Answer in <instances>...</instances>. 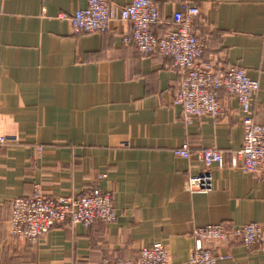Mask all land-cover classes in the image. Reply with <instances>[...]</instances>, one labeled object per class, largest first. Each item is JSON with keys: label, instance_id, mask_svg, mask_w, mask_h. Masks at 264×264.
Returning a JSON list of instances; mask_svg holds the SVG:
<instances>
[{"label": "crops", "instance_id": "0c3cea01", "mask_svg": "<svg viewBox=\"0 0 264 264\" xmlns=\"http://www.w3.org/2000/svg\"><path fill=\"white\" fill-rule=\"evenodd\" d=\"M123 7L130 0H108ZM159 36L174 27L185 0H152ZM200 8L193 32L207 42L204 62L238 66L259 82L253 111L264 124V0H190ZM87 0H0V264H98L138 260L144 246L164 244L174 261L188 259L194 228L259 224L264 236V174L230 165L243 146L240 105L220 92L221 122L185 123L173 103L180 73L161 54L142 55L124 37L129 22L110 31L73 34L68 20ZM190 145V158L175 155ZM38 146L43 154L38 156ZM206 147L226 152L227 166L210 168L213 188L187 190L206 168ZM51 197L100 188L112 196L113 224L65 223L35 244L10 235L12 202L36 186ZM218 264H264V251L239 241L210 242Z\"/></svg>", "mask_w": 264, "mask_h": 264}, {"label": "built area", "instance_id": "2783aa9c", "mask_svg": "<svg viewBox=\"0 0 264 264\" xmlns=\"http://www.w3.org/2000/svg\"><path fill=\"white\" fill-rule=\"evenodd\" d=\"M200 8L190 0L181 3L174 12V27L162 35H155L151 28L160 22L157 4L152 0H130L123 6L112 5L108 0H87V6L71 16L62 15L69 21L72 33L95 34L110 31L111 24L120 20L129 22L132 32L124 37L142 55L161 54L172 60L173 68L180 73L173 103L181 107L182 119L190 123L197 118H212L221 122L226 114L220 103V92L237 99L244 131L243 146L231 152L230 165L253 175L264 174V124L254 119L253 105L259 91V82L251 79L244 68L228 66L225 69L214 61L204 62L207 42L193 32L194 20ZM21 139L14 134L0 137V144L14 146ZM43 149L39 148V154ZM175 155L190 158V145L185 143L175 150ZM205 170L190 177L187 190L192 193L208 192L213 188L210 168L227 166L226 152L217 147H206L200 153ZM10 235L18 243H35L56 226L71 222L86 227L96 222L113 224L117 211L110 193L92 188L86 194L50 197L37 185L30 197L15 198L12 202ZM195 246L187 260L176 262L160 242L140 250L138 261L125 258L105 259L98 264H218V258L205 244L209 242L239 241L247 249L264 251L263 229L259 224L227 228L224 224L194 228Z\"/></svg>", "mask_w": 264, "mask_h": 264}, {"label": "rangeland", "instance_id": "374dc122", "mask_svg": "<svg viewBox=\"0 0 264 264\" xmlns=\"http://www.w3.org/2000/svg\"><path fill=\"white\" fill-rule=\"evenodd\" d=\"M19 137V136H18ZM20 138V137H19ZM21 139V138H20ZM21 143V142H20ZM19 145V144H18ZM15 146V145H14ZM10 147V146H9ZM39 148H42L41 146H38V149H37V152H38V156H41L42 154H43V152H42V154H39ZM43 149V148H42ZM95 188H97V187H95ZM70 195H73V194H70ZM48 196V195H47ZM65 196H69V195H65ZM51 197V196H50ZM59 197H61V196H59ZM55 198V197H54ZM57 198V197H56ZM66 223H69L70 225H72L71 224V222H66ZM65 224V223H64ZM61 225H63V224H61ZM77 225V224H76ZM83 225V224H82ZM60 226V225H59ZM73 226V225H72ZM57 227V226H56ZM38 242V240L35 242V243H37ZM35 243H30V244H35ZM210 243V242H209ZM206 245V247L208 248V243L207 244H205ZM144 247H147V246H144ZM166 249H167V247H166ZM141 250V249H140ZM140 250H139V252H138V259L140 258ZM168 253H169V251H168V249L166 250ZM170 254V253H169ZM133 260H135V259H133ZM135 261H138V260H135Z\"/></svg>", "mask_w": 264, "mask_h": 264}]
</instances>
